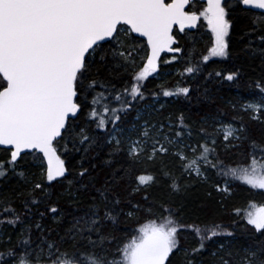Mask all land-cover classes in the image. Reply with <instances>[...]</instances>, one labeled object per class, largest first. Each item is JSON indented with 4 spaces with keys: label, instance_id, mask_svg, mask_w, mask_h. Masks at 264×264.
Returning <instances> with one entry per match:
<instances>
[{
    "label": "snow or ice",
    "instance_id": "6c2138e0",
    "mask_svg": "<svg viewBox=\"0 0 264 264\" xmlns=\"http://www.w3.org/2000/svg\"><path fill=\"white\" fill-rule=\"evenodd\" d=\"M205 25L204 64L259 60L208 73L244 103L149 88ZM241 184L264 195V0H0V264H264V203L212 219Z\"/></svg>",
    "mask_w": 264,
    "mask_h": 264
},
{
    "label": "trees",
    "instance_id": "16d2710c",
    "mask_svg": "<svg viewBox=\"0 0 264 264\" xmlns=\"http://www.w3.org/2000/svg\"><path fill=\"white\" fill-rule=\"evenodd\" d=\"M209 33L207 32L206 25L199 30L192 31V34L186 38L180 40V44L182 47L186 49V52L180 53L176 55L178 58L171 65H162L163 72L161 75L165 74V76L161 79H153L149 85L150 89L158 90V86L161 83H165L167 85L176 86V85H191L193 88L199 87L201 91H203L204 87L209 88L212 92H214L221 99L218 100V103L223 105L224 102L232 101L235 103H244L249 96V91L246 87H221L219 84L212 83V79L208 77V73L223 71L226 72L229 68L232 67L233 64L236 65H244L243 71L246 73L244 79L241 81L242 85H247L249 83V77H257L260 74V69L257 66L259 64V60L257 59L255 63L248 61L244 57H237L231 61H222L219 58H213L210 60L208 64H204L201 59V56L207 54V48L209 46ZM243 43V42H241ZM171 58V55L168 56ZM186 64H191L192 66L199 65V72L194 73L192 76H189L186 72H184V66ZM251 65V66H250ZM256 70L253 71L252 69ZM215 79H219L218 77ZM227 84V82H225ZM117 86L119 87V81H117ZM219 89L217 92L216 90ZM169 98L161 97L160 102H167ZM175 103L172 105V108L169 110H173L176 107H183L186 102L183 101L182 98L180 100H176V98H172ZM230 114V109H229ZM236 163H244L245 159L243 156L236 155L235 157ZM204 191L201 188L199 191H194V194L187 197L184 201V219L188 223L196 222L200 223L201 221H207L208 217L205 216L204 210H201L197 207L199 203L205 201ZM256 201L258 203H264V195L253 192L247 188L245 185H239L234 191L233 197L226 201L227 203V211L219 209L218 205H215V201H210L209 203L215 207V214L212 219H214L218 223H222L224 225H230L232 216L230 215L233 207H244L247 205L249 201ZM181 203L180 198H177L176 204L179 205ZM241 223H243L241 221ZM191 236H188V241H191Z\"/></svg>",
    "mask_w": 264,
    "mask_h": 264
},
{
    "label": "rangeland",
    "instance_id": "374dc122",
    "mask_svg": "<svg viewBox=\"0 0 264 264\" xmlns=\"http://www.w3.org/2000/svg\"><path fill=\"white\" fill-rule=\"evenodd\" d=\"M164 76H165V74H163V75L158 74L157 79H161V78H163ZM162 102H163V101H162Z\"/></svg>",
    "mask_w": 264,
    "mask_h": 264
},
{
    "label": "water",
    "instance_id": "95a60500",
    "mask_svg": "<svg viewBox=\"0 0 264 264\" xmlns=\"http://www.w3.org/2000/svg\"><path fill=\"white\" fill-rule=\"evenodd\" d=\"M192 31H194V30H192ZM179 54H180V53H179ZM166 55H173V54L169 53V54H166ZM175 55H178V54H175Z\"/></svg>",
    "mask_w": 264,
    "mask_h": 264
}]
</instances>
